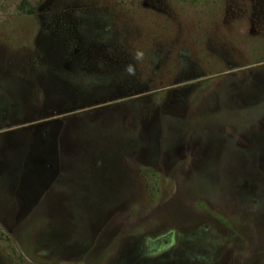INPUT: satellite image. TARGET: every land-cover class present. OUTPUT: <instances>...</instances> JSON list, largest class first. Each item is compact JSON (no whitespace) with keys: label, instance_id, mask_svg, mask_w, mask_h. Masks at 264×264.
Wrapping results in <instances>:
<instances>
[{"label":"rangeland","instance_id":"374dc122","mask_svg":"<svg viewBox=\"0 0 264 264\" xmlns=\"http://www.w3.org/2000/svg\"><path fill=\"white\" fill-rule=\"evenodd\" d=\"M260 101L264 0H0V264H264Z\"/></svg>","mask_w":264,"mask_h":264},{"label":"trees","instance_id":"16d2710c","mask_svg":"<svg viewBox=\"0 0 264 264\" xmlns=\"http://www.w3.org/2000/svg\"><path fill=\"white\" fill-rule=\"evenodd\" d=\"M257 106H259V105H261V104H264V102H262V101H260V102H257V103H255ZM256 105H251L252 107H254V106H256ZM243 108V109H242ZM251 107H244V106H242V107H239V106H236L235 107V110H238V109H241V110H244V109H250ZM264 112V111H263ZM262 112V113H263ZM52 134V133H51ZM181 134V138H185L186 136L188 137L189 135H190V133L189 132H187L186 130H184L182 133H180ZM176 138H180V135H179V137H177V136H175ZM50 142H52V140H53V137L51 138L50 137ZM51 144V143H50ZM37 145H39V146H41L40 144H37ZM46 146H48V145H46ZM42 147V146H41ZM43 148V147H42ZM29 149H31L30 151H31V153L32 154H28V155H26V156H29L28 158H30V160H27L28 162H29V164H31V163H34L35 164V162L33 161V160H38L37 158H39V157H37L36 156V152H37V150H34V149H32V148H29ZM10 187V189H11V186H9ZM243 188H245V187H243ZM242 188V189H243ZM10 189H9V191H10ZM246 190H248L247 188H245ZM263 191H264V188L263 189H260V191H258V192H256L257 194L256 195H258V196H253V197H255V198H259V199H261V198H264V194H263ZM9 193V192H8ZM246 193H248V192H244V190L243 191H240V194L241 195H243V196H245V195H247ZM249 195V194H248ZM4 198H12L10 195H6L5 197L3 196H1V198H0V203H2L1 201L4 199Z\"/></svg>","mask_w":264,"mask_h":264},{"label":"crops","instance_id":"0c3cea01","mask_svg":"<svg viewBox=\"0 0 264 264\" xmlns=\"http://www.w3.org/2000/svg\"><path fill=\"white\" fill-rule=\"evenodd\" d=\"M39 164L41 165V162H39ZM61 173H63V172H61ZM45 174L47 175V174H49V172H45ZM10 193V192H9Z\"/></svg>","mask_w":264,"mask_h":264},{"label":"clouds","instance_id":"9594fccd","mask_svg":"<svg viewBox=\"0 0 264 264\" xmlns=\"http://www.w3.org/2000/svg\"><path fill=\"white\" fill-rule=\"evenodd\" d=\"M138 55H140V54H138Z\"/></svg>","mask_w":264,"mask_h":264}]
</instances>
